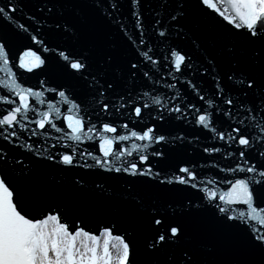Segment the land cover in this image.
<instances>
[{"label":"snow or ice","instance_id":"obj_1","mask_svg":"<svg viewBox=\"0 0 264 264\" xmlns=\"http://www.w3.org/2000/svg\"><path fill=\"white\" fill-rule=\"evenodd\" d=\"M0 264H264V0L0 3Z\"/></svg>","mask_w":264,"mask_h":264},{"label":"water","instance_id":"obj_2","mask_svg":"<svg viewBox=\"0 0 264 264\" xmlns=\"http://www.w3.org/2000/svg\"><path fill=\"white\" fill-rule=\"evenodd\" d=\"M4 0H0V3H3ZM26 11H29L26 9ZM127 3L125 2V13H127ZM20 15L19 13L17 14ZM119 35L117 34V40L119 41ZM238 39V38H234ZM23 82L26 84H31L32 86H35L37 83L36 77L33 74H26L23 77ZM165 131H171L173 133L177 131H182L188 136L192 135H200L203 141L204 133L200 132L199 130L189 128L187 126H183L180 124H176L173 126H165ZM81 147H87L89 150L94 151L89 145H82ZM162 147L164 151L169 152V146H157ZM16 150H13L15 152ZM99 155V153H96ZM210 158L206 157L199 148H197L195 145H184L179 150L175 152H169L168 158L165 160H154L153 163L156 165L158 169H164L166 175H171L172 172L175 171L178 165H181L182 163L193 161V162H199V163H205ZM218 159V158H217ZM89 162H91L89 158ZM61 166H56L53 168H47L46 171L50 174H54L57 176L63 175L65 176L66 180H70L73 176L79 178L81 176L84 177L85 182L89 186V190L91 191L96 183H102L105 188H107L110 192H118L121 190V185L123 184L124 180L123 178H116L112 174H108L99 170H85L83 168H73L65 170L64 172H61L60 169ZM206 173L204 176V179H214L218 176L222 175L218 172H216L214 169H208L207 167L203 170H201ZM199 194L195 192V190H184L181 192L173 193L172 196L174 199L183 201L187 197H191L192 199H196ZM71 207H80L81 205L73 203L70 204ZM106 214L103 210V208L97 206L92 208L91 211H89L85 215V220L82 223L81 226L85 227L86 230H93L95 231L98 224H101L102 222L106 221Z\"/></svg>","mask_w":264,"mask_h":264}]
</instances>
